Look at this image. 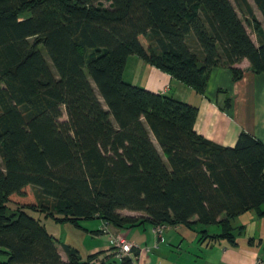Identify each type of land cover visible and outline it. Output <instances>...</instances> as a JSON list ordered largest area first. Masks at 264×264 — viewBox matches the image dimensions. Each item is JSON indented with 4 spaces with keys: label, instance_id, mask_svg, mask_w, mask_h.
<instances>
[{
    "label": "trees",
    "instance_id": "16d2710c",
    "mask_svg": "<svg viewBox=\"0 0 264 264\" xmlns=\"http://www.w3.org/2000/svg\"><path fill=\"white\" fill-rule=\"evenodd\" d=\"M235 1L258 46L230 0H0V264L138 257L111 247L83 260L63 245L64 262L46 220L215 225L200 241L235 245L236 217L264 219V144L241 132L221 147L195 131L196 107L123 77L131 56L199 95L216 66L236 81L246 59L264 74V30L248 1ZM253 2L264 19V0Z\"/></svg>",
    "mask_w": 264,
    "mask_h": 264
},
{
    "label": "crops",
    "instance_id": "0c3cea01",
    "mask_svg": "<svg viewBox=\"0 0 264 264\" xmlns=\"http://www.w3.org/2000/svg\"><path fill=\"white\" fill-rule=\"evenodd\" d=\"M252 42L254 43L253 40ZM255 46H258V43ZM234 68L242 72V77L236 81L233 80L229 68L213 67L202 95L196 94L191 88L135 56L128 58L123 77L126 82L146 91L172 97L196 107L198 113L195 131L221 147H234L241 132L248 133L264 144V74L253 73L246 59L235 64ZM119 213L134 217L140 215L126 210ZM240 216L238 217L246 216L245 224L239 221L240 226L236 227L232 221V226L242 227L245 237L248 233V239L260 240L256 249L247 246V238L240 241L235 239V245L226 240L200 241L198 231L206 230L210 235L220 233V228L215 225L213 227L217 228V232L209 229L210 226H165L160 236L154 233L155 227L147 224L134 229H116L109 226V234H103V222L100 220L81 222L80 227L72 225L81 231L88 241L81 248L74 242L64 243L58 240L55 233L47 229V220L43 221V224L47 232L57 240L56 248L64 262H67V255L63 245L75 248L85 260L89 255L110 250V236L122 235L139 251L134 264H264V219L257 218L254 212H246ZM192 220L196 221V217ZM50 225L55 231L57 225L65 224ZM238 231L235 230L234 233Z\"/></svg>",
    "mask_w": 264,
    "mask_h": 264
},
{
    "label": "rangeland",
    "instance_id": "374dc122",
    "mask_svg": "<svg viewBox=\"0 0 264 264\" xmlns=\"http://www.w3.org/2000/svg\"><path fill=\"white\" fill-rule=\"evenodd\" d=\"M249 5L251 6V8L253 9V12H254V15L256 16V18L258 19V21L260 22L262 28H264V19L260 13V11L256 8L253 0H247ZM230 2L232 3V5L234 6L239 18L242 20V22L244 23L245 27H246V30L249 34V36L252 38V40L254 41V43H258L257 42V38L256 36L254 35L252 29L250 27L247 26L245 20H246V16H244L243 12L240 10V8L237 6V3L235 0H230ZM103 4L105 6H109V3L108 2H103ZM255 44V45H256ZM41 52L44 56V58L47 60V62L49 63L51 69L54 71L52 65H51V62L45 52L44 49L41 48ZM67 120L66 118V115H65V112H64V109L62 108V117H61V121H65ZM32 216H35L34 215V212H29ZM248 213H253L252 211L251 212H248ZM242 217V216H240ZM240 217H237L233 220V225L234 226H240V223H238L239 221L240 222H243L241 224H245V218L246 216H243V218H240ZM50 223H53L52 221L50 220H47V229L50 230L51 232H54L55 233V236H57L56 238L58 240H61L62 242H67V243H75L79 246H81V248L83 247V245H85V243L87 244V240L85 239V235L82 234L81 231L77 230L76 228H74L72 225L70 224H65L64 226H60V225H57V228L55 231L52 230V226L50 225ZM212 227V228H210ZM209 229H214L213 232H217V228L213 227V226H210ZM207 228V227H206ZM248 231V230H247ZM235 239H237V241H240L241 239L243 240V238H247L249 235L248 233H246V237H245V234H244V229H242L241 233H236L235 232ZM245 242H247V246H250V247H255L254 249L257 248L258 246V242H254V243H248V238L245 240ZM73 243V244H74Z\"/></svg>",
    "mask_w": 264,
    "mask_h": 264
},
{
    "label": "built area",
    "instance_id": "2783aa9c",
    "mask_svg": "<svg viewBox=\"0 0 264 264\" xmlns=\"http://www.w3.org/2000/svg\"><path fill=\"white\" fill-rule=\"evenodd\" d=\"M109 225L107 223H103L101 232L103 234H109ZM165 229V226L161 225L154 229V233L158 236L161 235L162 231ZM110 242L112 247H114L118 251V256H132V249L136 248V246L128 241L124 236L122 235H116V236H110ZM149 249H146L148 251Z\"/></svg>",
    "mask_w": 264,
    "mask_h": 264
}]
</instances>
